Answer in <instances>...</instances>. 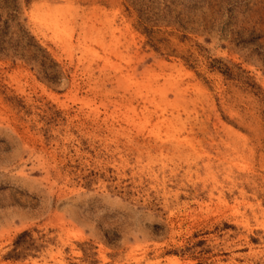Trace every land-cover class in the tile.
Returning a JSON list of instances; mask_svg holds the SVG:
<instances>
[{
	"label": "rangeland",
	"instance_id": "obj_1",
	"mask_svg": "<svg viewBox=\"0 0 264 264\" xmlns=\"http://www.w3.org/2000/svg\"><path fill=\"white\" fill-rule=\"evenodd\" d=\"M0 264H264V0H0Z\"/></svg>",
	"mask_w": 264,
	"mask_h": 264
}]
</instances>
